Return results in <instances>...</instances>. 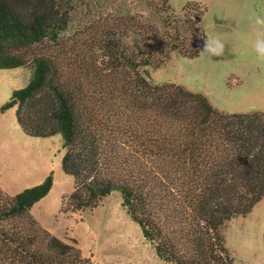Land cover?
<instances>
[{"label": "trees", "instance_id": "obj_1", "mask_svg": "<svg viewBox=\"0 0 264 264\" xmlns=\"http://www.w3.org/2000/svg\"><path fill=\"white\" fill-rule=\"evenodd\" d=\"M126 1L0 0V68H32L0 111L15 107L27 135L62 136L61 167L74 179L66 209L118 191L165 262L234 264L222 227L264 195V111L219 110L151 77L172 53L203 49L205 4ZM52 184L50 173L14 195L0 187V264H91L30 212Z\"/></svg>", "mask_w": 264, "mask_h": 264}, {"label": "rangeland", "instance_id": "obj_2", "mask_svg": "<svg viewBox=\"0 0 264 264\" xmlns=\"http://www.w3.org/2000/svg\"><path fill=\"white\" fill-rule=\"evenodd\" d=\"M190 1L205 4L202 28L207 38H220L225 52L202 59L199 54L186 58L172 53L167 62L151 71L153 80L176 82L201 92L219 110L264 111V62L257 61L252 49L257 36L253 18L264 17V0H169L176 10ZM135 9L146 10L144 3ZM81 17V7L74 5L71 32ZM31 74L30 67L0 68V106L14 89L29 81ZM63 153L59 133L47 137L27 135L17 121L15 107L0 111L1 189L14 195L52 173L51 189L30 209L41 226L61 239L74 238L91 264H172L157 256L121 205L118 191L93 208L66 209L64 201L74 189V179L61 167ZM222 234L234 264H264V195L249 213L229 220Z\"/></svg>", "mask_w": 264, "mask_h": 264}, {"label": "clouds", "instance_id": "obj_3", "mask_svg": "<svg viewBox=\"0 0 264 264\" xmlns=\"http://www.w3.org/2000/svg\"><path fill=\"white\" fill-rule=\"evenodd\" d=\"M254 27L257 29L256 39L252 43L253 53L259 62H264V17L254 15ZM225 52V45L222 43L218 36H209L205 39V45L199 51L198 58L204 57H218L222 56Z\"/></svg>", "mask_w": 264, "mask_h": 264}]
</instances>
